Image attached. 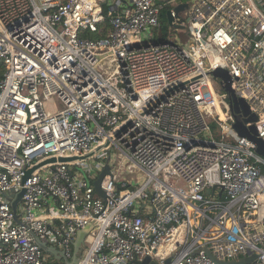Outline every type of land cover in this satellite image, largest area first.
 <instances>
[{
    "label": "built area",
    "instance_id": "1",
    "mask_svg": "<svg viewBox=\"0 0 264 264\" xmlns=\"http://www.w3.org/2000/svg\"><path fill=\"white\" fill-rule=\"evenodd\" d=\"M103 1L0 0V264L55 260L37 239L67 264L88 226L96 236L76 264H264V157L213 83L229 71L264 138V0H168L186 39L148 46L162 4L116 0L105 11ZM103 23L104 36L82 35ZM106 141L146 173L142 186L120 184L110 166L104 198L82 162L27 176ZM22 189L18 223L7 194Z\"/></svg>",
    "mask_w": 264,
    "mask_h": 264
},
{
    "label": "water",
    "instance_id": "2",
    "mask_svg": "<svg viewBox=\"0 0 264 264\" xmlns=\"http://www.w3.org/2000/svg\"><path fill=\"white\" fill-rule=\"evenodd\" d=\"M160 1H168V0H160ZM186 7H188V3L180 4L177 7H175V11L177 14L180 15V13L182 11H184L186 9ZM167 18H168V21L171 25H173L176 28H182L181 24H175L174 23V17L172 15L171 10L168 11ZM184 20H185L184 18H181L180 22L184 21ZM151 43H153V42H150V40H149V42H147L145 44V46H148ZM213 75L215 77H218L221 79V82L224 85V88L229 95V99L231 102V108L234 110L235 116H236V122L234 123V128L239 133V135L246 136L251 141L256 143L257 153H259L261 156L264 157V138L259 136L257 126L255 124V122L258 119L257 115L255 113L250 112L249 105L243 98L237 97L235 95V92L232 88L231 76H230L229 71L227 69L219 68L213 72ZM249 121L253 122V124L250 126H247L246 122H249ZM108 143L109 142L106 141L104 144L96 147L92 151H90L86 154H83V155H70V156L60 155L58 157H50V158L44 159L38 165L32 167L30 169V171L28 172L27 176H29L31 173H33L39 167L46 165V164H51V163H55V162L76 163V162H84L86 160H90V159L94 158V156L97 155L103 148L107 147ZM108 163L103 167L100 175H98V177L94 180V186H95L96 194L99 196H102L104 198L106 197V194L101 189V182H102L104 176L110 172V165ZM24 192H25V189H22L21 191H19L17 193L12 192V193L7 194L8 198L11 199V205H12L13 211L15 213V220L18 223H21L19 216H18V205L22 199ZM91 230H92V227L88 226L86 228L81 229L78 232L76 240L74 241V255H73L72 259L69 262H67V264L78 263V261H79L78 252L80 251V248L82 247L83 242L85 241L86 235L89 234ZM37 242L39 243L41 248L46 253H48L54 257H57L59 259H65L64 251L59 250L54 246H49L46 243L40 241L39 239H37ZM255 257H256V255L249 257V258H242L241 260L238 261V263L250 264L255 259ZM167 261L169 262V259ZM222 263L223 264H229L227 262H222ZM235 263L236 262H232L231 264H235ZM139 264H158V263L155 260H151L150 257H146Z\"/></svg>",
    "mask_w": 264,
    "mask_h": 264
},
{
    "label": "rangeland",
    "instance_id": "3",
    "mask_svg": "<svg viewBox=\"0 0 264 264\" xmlns=\"http://www.w3.org/2000/svg\"><path fill=\"white\" fill-rule=\"evenodd\" d=\"M158 2L159 1H157V3ZM161 2L162 3L159 2V4H162L163 6L162 11H164L165 14L168 15V11L174 6V3L172 2L166 3L167 1H161ZM168 24L170 27V33L171 34L177 33V30L175 29V27H173L169 23V21H168ZM183 38L186 39V34H184ZM213 83H214L215 88H217L219 84V79L214 77ZM218 91H219V88H218ZM48 106L53 110L55 109V107H58V108L62 107L61 102L56 97H52L51 100L48 101ZM105 154H107L106 157H105ZM108 160L110 161V164L108 163ZM107 163L111 167L115 168V173L119 175L118 182L120 184H123L124 182H126L129 188L140 187L147 180L146 173L143 170L139 169L132 161L126 159L115 145H111L107 149H102V151H100L95 158L82 162L80 168H78V165H75V168L76 169L78 168L79 173L82 171H90L93 175L98 176L100 175L103 167ZM95 236H96V231L92 230L90 234L87 236L84 247L81 249L83 253L82 256L87 253V250L90 247ZM57 264H65V263L64 261L61 260Z\"/></svg>",
    "mask_w": 264,
    "mask_h": 264
},
{
    "label": "trees",
    "instance_id": "4",
    "mask_svg": "<svg viewBox=\"0 0 264 264\" xmlns=\"http://www.w3.org/2000/svg\"><path fill=\"white\" fill-rule=\"evenodd\" d=\"M157 1L162 3L160 0H157ZM106 27L107 26H104L103 29H105ZM178 33L180 34V36L184 37L185 33L183 31H180ZM105 34H106L105 30H101L98 32L85 31L82 33L83 36H87V37L94 38V39L99 38L101 36H104ZM170 34L171 33H170V27H169L168 20H167V15L165 14L164 11H162V13H161V26L158 27L157 29H155L153 37L151 38V41L153 43L163 42L164 40L168 39ZM4 72H5V64L2 61H0V81L3 77ZM59 262H60V260H56V259L54 260L53 258H50L47 263L52 264V263H59Z\"/></svg>",
    "mask_w": 264,
    "mask_h": 264
},
{
    "label": "crops",
    "instance_id": "5",
    "mask_svg": "<svg viewBox=\"0 0 264 264\" xmlns=\"http://www.w3.org/2000/svg\"><path fill=\"white\" fill-rule=\"evenodd\" d=\"M116 0H105V1H103V6H102V8H103V10H105V11H107V10H110V8L112 7L113 8V6L115 5V2ZM102 27V30H105V32L107 33V31L109 30V25L107 24V23H103L102 25H101ZM104 26H107L105 29H103L104 28ZM83 172V171H82ZM98 177V176H97ZM91 232V231H90ZM90 234V233H89ZM89 234H87L86 235V238H85V241H86V239H87V236L89 235ZM85 241L83 242V245H82V247L80 248V251L78 252V255L81 253V255L83 254L82 253V248L84 247V244H85ZM73 248H74V244H73ZM54 257V256H53ZM56 258V260H59V258H57V257H55ZM60 261H61V259H60ZM52 264H57V263H52Z\"/></svg>",
    "mask_w": 264,
    "mask_h": 264
},
{
    "label": "flooded vegetation",
    "instance_id": "6",
    "mask_svg": "<svg viewBox=\"0 0 264 264\" xmlns=\"http://www.w3.org/2000/svg\"><path fill=\"white\" fill-rule=\"evenodd\" d=\"M79 255H81V253Z\"/></svg>",
    "mask_w": 264,
    "mask_h": 264
}]
</instances>
